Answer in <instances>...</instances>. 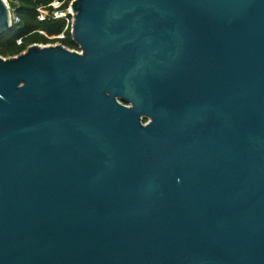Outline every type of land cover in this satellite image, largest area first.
<instances>
[{
	"label": "water",
	"instance_id": "obj_1",
	"mask_svg": "<svg viewBox=\"0 0 264 264\" xmlns=\"http://www.w3.org/2000/svg\"><path fill=\"white\" fill-rule=\"evenodd\" d=\"M70 10L0 57V264H264V0Z\"/></svg>",
	"mask_w": 264,
	"mask_h": 264
},
{
	"label": "trees",
	"instance_id": "obj_2",
	"mask_svg": "<svg viewBox=\"0 0 264 264\" xmlns=\"http://www.w3.org/2000/svg\"><path fill=\"white\" fill-rule=\"evenodd\" d=\"M15 8V17L20 22L13 23L12 28L0 36V57L12 58L25 52L28 47L60 43L64 47L79 51L77 45L72 42L71 17L56 19V11L51 5L54 2L61 4L57 10L66 12L74 0H7ZM17 3V5H15ZM38 9L48 12L44 21L39 20ZM64 35L63 40H50V38ZM21 41L19 45L18 42Z\"/></svg>",
	"mask_w": 264,
	"mask_h": 264
},
{
	"label": "built area",
	"instance_id": "obj_3",
	"mask_svg": "<svg viewBox=\"0 0 264 264\" xmlns=\"http://www.w3.org/2000/svg\"><path fill=\"white\" fill-rule=\"evenodd\" d=\"M51 7H53L56 11L54 12V17L56 19H61V18H65V14L64 12H59L57 11L60 7H61V4L58 3V2H54ZM69 10V9H68ZM39 13H40V16H39V20L40 21H44L45 18L48 16V12L47 11H44L43 9H38ZM20 20L15 17L13 18V23H19ZM65 38L64 35H60L58 37H53V38H50V40H63ZM18 44L20 45L21 44V41L18 42ZM56 44H60V43H55V44H48V45H56ZM41 46H47V45H41Z\"/></svg>",
	"mask_w": 264,
	"mask_h": 264
},
{
	"label": "rangeland",
	"instance_id": "obj_4",
	"mask_svg": "<svg viewBox=\"0 0 264 264\" xmlns=\"http://www.w3.org/2000/svg\"><path fill=\"white\" fill-rule=\"evenodd\" d=\"M5 1H6L7 5H8V7H9V10L11 12L12 18H15V8H14V6L11 3H9V1H7V0H5ZM15 5H17V3H15ZM64 14H65V18H67L68 16L71 17V23H72V16L70 15L71 14L70 8H69V10L64 12ZM41 45H43V44H41Z\"/></svg>",
	"mask_w": 264,
	"mask_h": 264
}]
</instances>
